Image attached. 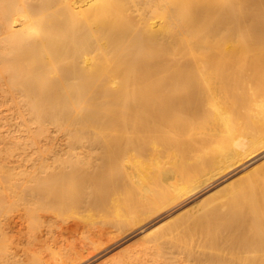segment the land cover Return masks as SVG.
Masks as SVG:
<instances>
[{"label":"bare ground","instance_id":"obj_1","mask_svg":"<svg viewBox=\"0 0 264 264\" xmlns=\"http://www.w3.org/2000/svg\"><path fill=\"white\" fill-rule=\"evenodd\" d=\"M263 156L264 0H0V264H93L92 211L121 235L255 161L102 264H264Z\"/></svg>","mask_w":264,"mask_h":264},{"label":"rangeland","instance_id":"obj_2","mask_svg":"<svg viewBox=\"0 0 264 264\" xmlns=\"http://www.w3.org/2000/svg\"><path fill=\"white\" fill-rule=\"evenodd\" d=\"M199 132L200 131H197V129L196 130H192L191 132H190V135L193 137V138H195L198 134H199ZM262 158H264V156L262 157ZM259 162L260 161H255V162H253V163H251V164H249V165H246V166H244V167H242V169H240L239 171H237V172H235V173H225L224 175H222V176H220V177H217V178H214V179H211L212 181H210V180H208V182H206L207 184L205 185H201V186H199L198 188H195L193 191H192V193L187 197L188 199H182V200H180V201H177V202H175V203H173V204H171V205H169V206H167V208L165 207V208H162V209H160L161 210V212H162V215L160 214L161 212H159V211H157L156 213H154L155 215H152L151 216V218L152 219H150V220H148V222H146V223H144V224H141V225H138V226H136L135 227V225L133 226V227H131L130 229H128L125 233H123V234H121V235H119L118 233H117V231H113V229L114 228H112L113 226L111 225V216L109 215V213L110 212H108V210H107V215H105V213H103V212H106V211H104V210H100V213H99V216H98V214L97 213H95V212H97V210H94V211H92L91 212V215H92V217H96V220L98 219V220H100V223L97 225H95L94 224V226H93V228L95 229H93V228H91V226H89L91 229H92V231L93 232H91L90 231V228L89 227H86V229H85V231H84V229L83 230H80V231H78V233L76 232V235H77V238H76V235H74L75 233H71V235H73V237L72 236H69L68 238L69 239H71V238H73V239H71V240H79L80 239V236L81 235H84L85 234V232L86 233H89L90 235L88 236V238L89 237H91V242L93 241V243H91V242H89L90 244H96V243H94V240H99V241H102V239L104 240L103 241V243H100L99 241V243L100 244H104V246L103 247H101L102 248V254L104 255V256H102V257H100L99 259H97V261H95L93 264H102L104 261H106L108 258H110L111 256H114L115 254H118L119 253V251H121V249H123V248H125V247H123V245L124 246H126V245H128V246H130L131 245V247L133 246V247H135L134 245H137V244H140L142 241L143 242H145V240L146 239H148L147 241H149V239L151 240L152 238H154L153 236L154 235H156L157 233H158V231L160 230V229H162V228H160V227H158V229L159 230H156V229H153V230H151L152 232H151V234L150 233H148V231L146 230V231H143V233H148V234H150V235H152V236H148V234H143L142 232L141 233H138L139 232V230H141L142 229V227L143 226H145V225H148V224H157L158 223V226L160 225L161 226V222H163L164 224H166V221L168 220V218H169V220H170V217H172V216H176V217H181L182 215L184 216V214L185 213H187L188 214V216H190V214L189 213H191L192 211V213H197V211L199 212V211H201L204 207H205V205H204V203H207L206 201H208L207 200V198L208 199H210V201H211V196H219V194H218V192L217 193H215L214 191H219V193L221 192V194H222V192H225L224 190L222 191V189H220L221 187H222V182H224L225 180L227 181V180H230V179H236L239 175L241 176V174L240 173H242V175H243V172H246V174H250V176L253 174V171L255 170V168L256 167H258L259 165H256V164H259ZM256 163V164H255ZM254 164V165H253ZM247 168V169H246ZM246 169V170H245ZM254 169V170H253ZM249 170V171H248ZM228 174H229V176H228ZM236 175V176H235ZM235 176V177H234ZM249 176V175H248ZM225 177V178H224ZM224 178V179H223ZM237 182V181H236ZM238 182H241L240 180L238 181ZM237 182V183H238ZM211 183H212V185H211ZM215 183V184H214ZM237 183H235L234 185L235 186H237L238 184ZM224 184V183H223ZM210 185H211V187H210ZM220 185V186H219ZM233 185V186H234ZM219 186V187H218ZM232 186V187H233ZM234 186V187H235ZM215 187V188H214ZM227 189V188H226ZM228 189H230V188H228ZM227 189V190H228ZM127 192L130 190V187H128L127 189H125ZM214 193H213V192ZM123 192V191H122ZM209 192L210 193H212L211 194V196H210V194H209ZM131 195H133V192H131ZM213 198H215V200H216V198L217 197H213ZM212 198V199H213ZM185 200V201H184ZM187 200V201H186ZM191 201V202H190ZM190 202V203H189ZM209 202V201H208ZM212 202H213V200H212ZM211 202V203H212ZM189 203V204H188ZM210 202L209 203H207V205H209V204H211ZM185 204V205H184ZM186 204H187V206H186ZM192 204H194V207L193 206H191ZM177 205V206H176ZM192 207H190V206ZM206 205V206H207ZM172 206H174V207H172ZM196 206V207H195ZM198 206H200V207H198ZM203 206V207H202ZM188 207V208H187ZM176 208V209H175ZM181 208V209H180ZM190 208V209H189ZM193 208H195V209H193ZM200 208V209H199ZM166 209V210H165ZM184 209V210H183ZM189 209V210H188ZM197 209H199V210H197ZM163 210V211H162ZM176 210V211H175ZM185 210H187V211H185ZM191 210V212H189L188 213V211H190ZM101 211H103V212H101ZM182 211V212H181ZM174 213V215H173V213ZM176 212V213H175ZM179 214H178V213ZM95 213V214H94ZM103 213V216L101 215ZM171 213H172V215H171ZM182 213V215H180ZM184 213V214H183ZM191 213V214H192ZM186 214V215H187ZM63 215V217L62 218H64V219H68V218H71V217H73V214H70V213H64V214H62ZM98 217H97V216ZM157 215V216H156ZM178 215V216H177ZM180 215V216H179ZM186 215L184 216V217H186ZM216 215H218V214H216ZM216 215H214L215 217H216ZM187 216V217H188ZM193 216V215H192ZM183 217V218H184ZM187 217L185 218V219H187ZM93 218V219H94ZM100 218V219H99ZM163 218V219H162ZM173 218V217H172ZM177 218V219H178ZM182 217L180 218V219H183ZM101 219H103L102 221L103 222H105V221H107V222H105V223H109V226H106L107 224H105L104 225V223H103V225L105 226H102V222H101ZM165 219H167L165 222H164V220ZM174 219H176V218H174ZM173 219V221H175ZM185 219H183V221H185ZM190 219H192V217L190 216ZM95 220V219H94ZM97 220V221H98ZM110 220V221H109ZM158 220H161V221H158ZM163 220V221H162ZM179 220V219H178ZM189 220V219H188ZM170 221H172V219L170 220ZM169 221V222H170ZM182 221V223H185V222H183ZM190 221V220H189ZM188 221V222H189ZM217 221V220H216ZM99 222V221H98ZM217 222H220V221H217ZM35 224L37 223V222H34ZM34 223H32V224H34ZM52 223V222H51ZM178 222L176 221V222H174V224L176 225ZM31 224V225H32ZM34 224V225H35ZM173 223L171 224V225H174ZM181 224V221L179 222V225ZM34 225H32L33 227H35ZM38 225H40V223L38 222L37 224H36V227L38 226ZM43 225H44V223H43ZM51 225H54L55 226V223H53V224H51ZM100 225V226H99ZM114 225V224H113ZM170 225V224H169ZM110 226H112V227H110ZM165 226H167V224L165 225ZM177 226H178V224H177ZM96 227V228H95ZM100 227H103V229L102 228H100ZM162 227L164 228V226L162 225ZM168 228H169V226H167ZM172 227V226H171ZM173 227H175V226H173ZM38 228H40V227H38ZM168 228H164V230H167ZM97 229H99V230H104V232H107L108 233V235H107V233L106 234H104L103 236H99V230H97ZM108 229V230H107ZM96 230H97V232H96ZM110 230V231H109ZM154 230H155V232H154ZM83 231H84V233H83ZM161 232H162V230H160ZM159 231V232H160ZM80 232V233H79ZM157 232V233H156ZM135 233H137V234H135ZM154 233H156V234H154ZM188 233V232H187ZM96 234V235H95ZM182 234H185V231H183V232H181L180 234H179V242L181 241V244L182 245H185V242H186V244H187V242H188V246L189 245H194V241L196 242L195 243V245L196 246H198V248L200 247L199 246V240H195V239H201V233H195V234H190V233H188V236H190V237H187V234L186 235H183L182 236ZM93 235V236H92ZM146 237H145V236ZM182 237H181V236ZM140 236H142V237H140ZM188 238V240L186 239V237ZM104 237L106 238V240L104 239ZM137 237V238H136ZM148 237H151V238H148ZM96 238V239H95ZM183 238L185 239L184 241L185 242H183L182 243V241H183ZM189 238H194V241L192 242L191 240H193V239H189ZM101 239V240H100ZM109 239H115V240H113V241H111V240H109ZM133 239H134V241H133ZM141 239V240H140ZM143 239V240H142ZM90 240V239H89ZM107 240H109V241H107ZM173 239H171V241H172ZM175 240H176V238L174 239V242H175ZM187 240V241H186ZM106 241H107V244L108 245H106ZM111 241V243H108V242H110ZM130 241V242H129ZM170 240H169V242L170 243H172ZM189 241L191 242V243H189ZM105 242V243H104ZM113 242V243H112ZM130 243V245H129V243ZM136 244H135V243ZM169 242L167 243V244H169ZM173 242V243H174ZM99 243H97V244H99ZM118 243H119V245H118ZM127 243V244H126ZM172 243V244H173ZM166 244V243H165ZM172 244H170V245H172ZM111 245V246H110ZM115 245V246H114ZM169 245V246H170ZM194 245V247H192V248H196V246ZM91 246V245H90ZM110 246V247H109ZM164 246V245H163ZM224 246V244H222L221 245V247H223ZM109 247V248H108ZM115 247V248H114ZM121 247V248H120ZM123 247V248H122ZM127 247V246H126ZM166 247H168L167 245L166 246H164V248H166ZM171 247V246H170ZM191 247V246H190ZM100 248V249H101ZM106 250H105V249ZM112 248V249H111ZM198 248H196L195 250L196 251H198V252H201V247H200V249H198ZM99 249V250H100ZM108 249V250H107ZM115 249V250H114ZM193 249V250H194ZM198 249V250H197ZM114 250V251H113ZM119 250V251H118ZM222 250H225V246H224V249H222ZM111 252V253H110ZM114 252V254H112ZM117 252V253H116ZM111 255H109V254ZM105 254H106V256H105ZM108 255V256H107ZM103 258V259H102ZM107 258V259H106ZM98 261H100V262H98Z\"/></svg>","mask_w":264,"mask_h":264}]
</instances>
